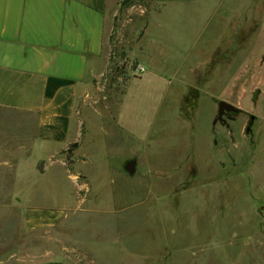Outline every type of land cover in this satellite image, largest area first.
<instances>
[{"label":"rangeland","instance_id":"1","mask_svg":"<svg viewBox=\"0 0 264 264\" xmlns=\"http://www.w3.org/2000/svg\"><path fill=\"white\" fill-rule=\"evenodd\" d=\"M120 2L80 144L0 153V264H264V0ZM34 122L0 110V135ZM29 205L61 219L29 229Z\"/></svg>","mask_w":264,"mask_h":264},{"label":"crops","instance_id":"2","mask_svg":"<svg viewBox=\"0 0 264 264\" xmlns=\"http://www.w3.org/2000/svg\"><path fill=\"white\" fill-rule=\"evenodd\" d=\"M111 12L112 0H0V110L29 114L35 121L29 138H14L7 131L0 135V144L19 141L28 146L0 145V153L30 152L39 139L70 138L56 154L70 143L80 144L81 111L92 105L93 79L103 74L107 63L104 42ZM67 171L69 181L76 182L80 171ZM0 184L6 185H0V191L7 189L8 183ZM29 206L23 214L29 229L61 219L62 210Z\"/></svg>","mask_w":264,"mask_h":264},{"label":"water","instance_id":"3","mask_svg":"<svg viewBox=\"0 0 264 264\" xmlns=\"http://www.w3.org/2000/svg\"><path fill=\"white\" fill-rule=\"evenodd\" d=\"M225 111L239 112L240 108L227 100L224 99L220 100L218 104V112L214 121H216L217 119H221ZM253 118L254 116L252 115L251 121L253 120ZM249 130H250V126L247 127V132ZM135 163H136L135 158L128 159L124 164L125 171H127L129 174H133L135 170Z\"/></svg>","mask_w":264,"mask_h":264},{"label":"flooded vegetation","instance_id":"4","mask_svg":"<svg viewBox=\"0 0 264 264\" xmlns=\"http://www.w3.org/2000/svg\"><path fill=\"white\" fill-rule=\"evenodd\" d=\"M232 103V102H231ZM234 104V103H233ZM242 111H239V112H232V111H225L224 114L222 115V118L221 119H217V120H221L222 123H224L225 126H228L227 125V120H232L235 118V116L239 113H241ZM249 122L246 126V132H247V127L251 125V116L252 114H249ZM254 119V118H253ZM251 130V129H250ZM250 130L248 132H250Z\"/></svg>","mask_w":264,"mask_h":264},{"label":"trees","instance_id":"5","mask_svg":"<svg viewBox=\"0 0 264 264\" xmlns=\"http://www.w3.org/2000/svg\"><path fill=\"white\" fill-rule=\"evenodd\" d=\"M134 1L135 0H121L120 7L121 8H126V7L134 4L135 3ZM76 144H77L76 142L72 143V145H76Z\"/></svg>","mask_w":264,"mask_h":264},{"label":"built area","instance_id":"6","mask_svg":"<svg viewBox=\"0 0 264 264\" xmlns=\"http://www.w3.org/2000/svg\"><path fill=\"white\" fill-rule=\"evenodd\" d=\"M137 70H138L139 72H143V71H144V67H143L142 65L138 64V66H137Z\"/></svg>","mask_w":264,"mask_h":264}]
</instances>
